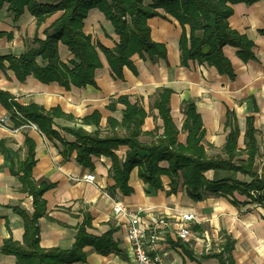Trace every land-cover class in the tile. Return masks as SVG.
<instances>
[{"label":"crops","instance_id":"1","mask_svg":"<svg viewBox=\"0 0 264 264\" xmlns=\"http://www.w3.org/2000/svg\"><path fill=\"white\" fill-rule=\"evenodd\" d=\"M233 8L230 25L254 40L257 57L243 61L234 47L225 46V53L236 72L234 79L207 64L191 61L189 66L182 65L179 46L181 25L162 8L159 11L163 15L150 18L148 23L153 40L166 45L167 57L152 61L149 57L134 54L132 60L136 71L125 66L122 78L114 75L101 49L102 66L96 69V84L69 89L56 81L42 82L33 74L20 80L8 67L9 61L4 60L6 67H0V90L12 94L13 112L18 119H27V123L16 126L12 111L0 102V264H18L14 254L1 250L4 240L10 236L23 243L24 219L14 208L28 213L34 210L32 196L22 190L19 176L11 171V157L15 159L16 168L26 158V135L35 142L34 180L54 184L43 196L46 212L38 220L41 246L71 249L76 241L78 226L84 222L86 214L91 217L86 231L93 236H102L112 230V239L117 245L109 253H101L87 244L83 247L87 255L85 261L66 264H132L128 220L114 212L105 192L129 207L142 205L147 208L143 223L146 226L155 225L162 231L161 239L150 254L162 256L166 264H218L215 257L203 255L219 250L222 230L235 239L232 251L234 264H264L263 205L238 191L233 196L209 195L202 201H194L182 182L177 192L168 195L169 176L162 175L164 188L156 189L140 178L138 166L132 169L129 178L133 192L124 194L119 187H115L116 182L110 174L112 157L92 153L91 165L80 163L78 150L73 145L76 136L65 130L66 127L81 126L88 132L100 130L101 136L115 131L124 133L119 124L126 106L117 101L121 95H126L131 103H137L143 109L142 129L153 130L162 122L154 103L159 92L169 88L172 90L169 97L171 115L178 128L182 127L186 117V100L196 102L204 121V144L209 154H223L230 130V126H224L227 109L235 114L234 125L240 131L239 147H245L248 115L254 116L260 145L264 132V34L261 32L264 29V0L252 4L236 3ZM56 16L48 17L38 27L36 16L27 8L18 19H14L5 5L0 10V30L6 33L0 37V55H19L36 46L33 43L36 32L44 38L43 29ZM84 22V31L100 47L114 46L112 23L100 9L92 8ZM59 55L66 62L72 58L62 41L59 42ZM38 59L42 61L41 57ZM111 104H115L114 109ZM37 110L46 112L51 121L34 118L32 113ZM51 128L58 135L52 133ZM186 135L181 131L179 140L185 142ZM140 139L150 141L152 138L142 135ZM127 150L126 145H120L114 152L123 160ZM261 152L264 153V143L260 145ZM160 164L166 166L168 163L162 161ZM89 172L95 174L96 182L85 178ZM206 175L212 180H251L248 175L226 169H210ZM234 198L237 203L232 202ZM185 212H193L196 220L190 224L188 239H181L176 232L178 216ZM167 221L169 224H165ZM213 242H216L217 249L212 250Z\"/></svg>","mask_w":264,"mask_h":264},{"label":"trees","instance_id":"2","mask_svg":"<svg viewBox=\"0 0 264 264\" xmlns=\"http://www.w3.org/2000/svg\"><path fill=\"white\" fill-rule=\"evenodd\" d=\"M260 0H0V10L7 5V10L14 19H18L27 8L37 18L38 27L50 16L55 19L43 29L45 37L36 32L33 43L36 45L19 55H0V67L5 68L4 60L9 61V68L15 71L20 80L33 74L40 81H56L67 89L72 86L95 85L96 69L102 66L99 49L107 56L110 67L117 77H123L125 66L136 71L132 60L134 54L154 61L166 58L167 47L164 43L153 40L148 20L161 16L160 8L174 17L181 25L179 40L180 60L184 66L191 61L214 66L220 74L234 79L236 72L231 59L225 53V46L236 49L237 56L243 61L256 59L255 42L247 34L241 33L230 25L229 17L233 14L236 3L252 4ZM92 8L100 9L113 26L114 46L100 47L90 34L84 31V20ZM264 34V29H261ZM6 33L0 30V37ZM11 36V35H8ZM67 45L72 54L67 62L59 55V42ZM100 47V48H99ZM38 57L42 61L39 62ZM172 90L163 88L154 103L162 122L153 130L142 129L144 111L137 103H131L126 95L118 97L123 102V116L120 127L125 130L119 134L100 135V130L88 132L80 127H66L76 136L73 144L78 150L80 163L91 165V154H107L113 159L110 174L124 194L133 192L129 185L130 173L138 166L140 178L156 189H163L162 175L170 177L168 195L177 192L180 182L186 187L188 196L194 201H202L209 195L227 196L238 191L251 200L264 206V172L257 167L260 145L254 116L248 115L245 130V147L238 145L239 129L234 125L235 114L227 109L224 126H230L223 146V154H209L204 144L206 130L202 114L193 100H186V117L181 128L173 121L169 97ZM12 94L0 90V102L12 111L16 126L27 123L25 118H17L11 103ZM114 109L115 104H111ZM258 109V106H255ZM34 118L51 121L48 114L37 110ZM187 133L185 142L179 140V133ZM51 132H58L51 128ZM142 135L151 136L150 141L140 139ZM126 145L128 150L120 160L114 149ZM26 158L19 163L13 157L11 171L19 176L22 190L32 196L34 210L28 213L24 209H14L24 219L23 243L11 236L4 240L1 250L14 254L18 264H66L85 261L83 247L91 244L101 253H109L117 248L112 239V230L102 236H93L86 231L91 224V217L86 214L84 222L78 226L76 241L71 249L44 248L40 244L39 217L46 212L45 191L53 187L51 182H36L32 169L36 164L35 142L26 135ZM246 154L244 158L242 155ZM166 161V166L161 165ZM210 169H226L241 172L251 177L250 181L240 179L212 180L206 172ZM232 202H238L236 198ZM219 250L203 255L215 257L218 264H234L233 249L235 239L222 230Z\"/></svg>","mask_w":264,"mask_h":264},{"label":"built area","instance_id":"3","mask_svg":"<svg viewBox=\"0 0 264 264\" xmlns=\"http://www.w3.org/2000/svg\"><path fill=\"white\" fill-rule=\"evenodd\" d=\"M87 180L96 182L95 174L89 172L85 175ZM113 204L114 212L122 215L128 220V234L131 241V249L133 251L132 264H166L160 255L150 254V250L162 237V231L157 226H146L143 221V214L147 208L138 205L134 208L125 205L122 201L115 199L110 193L105 192ZM196 220L193 212H185L178 216L177 235L181 239H188L191 234L190 224ZM169 224L168 221L165 224Z\"/></svg>","mask_w":264,"mask_h":264},{"label":"rangeland","instance_id":"4","mask_svg":"<svg viewBox=\"0 0 264 264\" xmlns=\"http://www.w3.org/2000/svg\"><path fill=\"white\" fill-rule=\"evenodd\" d=\"M260 141H261L260 145L263 146L264 132H262ZM257 167L259 170L261 169V171L264 172V153H262V152L259 153V156L257 158ZM214 249H217L216 242H213V244H212V250H214Z\"/></svg>","mask_w":264,"mask_h":264},{"label":"bare ground","instance_id":"5","mask_svg":"<svg viewBox=\"0 0 264 264\" xmlns=\"http://www.w3.org/2000/svg\"><path fill=\"white\" fill-rule=\"evenodd\" d=\"M180 238V237H179Z\"/></svg>","mask_w":264,"mask_h":264}]
</instances>
